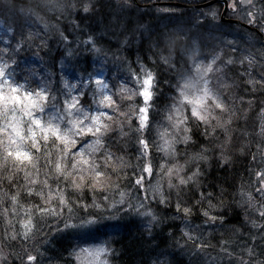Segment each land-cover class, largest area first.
Returning <instances> with one entry per match:
<instances>
[{"label":"snow or ice","instance_id":"6c2138e0","mask_svg":"<svg viewBox=\"0 0 264 264\" xmlns=\"http://www.w3.org/2000/svg\"><path fill=\"white\" fill-rule=\"evenodd\" d=\"M224 2L225 14L237 17L241 27L264 33V0ZM133 3L110 5L121 38L107 48L92 35L74 48L64 31L41 15L58 13V22L69 20L78 29V20L95 14L96 0L4 3L0 264H108L106 257L116 253L112 237L119 235L108 229L124 216L146 219L149 234L169 218L183 224L180 240L170 237L176 251L161 252L155 264H172L177 254L189 257L190 264H223L222 258L228 264H264V44L241 49L237 41L247 43L242 35L210 28L219 15L211 6L195 18V34L168 26L131 29L123 14ZM216 31L221 35L215 44L201 36ZM53 32L65 46L62 66L75 71L73 59L83 45L100 68L82 69L75 82L63 67L45 69L40 53L50 55ZM137 43L141 48L147 43L151 55L138 52L130 60L126 53ZM155 64L162 73L153 70ZM232 88L239 94H230ZM153 148L159 156L155 169ZM241 157L247 182L225 178L208 184L210 162L227 173ZM129 168L134 179L124 183ZM226 197L231 203L225 204ZM153 205L172 211L162 216ZM228 207L241 218L231 228ZM196 215L199 225L192 222ZM209 230L220 233L213 237L215 245L205 236ZM71 239L78 243H61Z\"/></svg>","mask_w":264,"mask_h":264},{"label":"trees","instance_id":"16d2710c","mask_svg":"<svg viewBox=\"0 0 264 264\" xmlns=\"http://www.w3.org/2000/svg\"><path fill=\"white\" fill-rule=\"evenodd\" d=\"M7 0H0V47L3 46V40L7 39V36L3 34L4 21L6 19L4 11V3ZM17 4H31L36 2V0H14ZM117 0H96L97 8L95 14L91 15L90 18H85L78 20L80 24L78 29H73L71 22L69 20L61 18L59 22L57 21L58 13L52 12H41V15L44 16L45 20L49 25H56L60 28L61 31H64V34L68 36L69 41L72 42V47L76 48L77 45L81 44V41L87 40L89 35H92L95 39L102 42L103 47H112L117 41L121 38L120 32L115 29L113 25V12L114 9L110 5H114ZM180 3H187L185 1L179 0ZM195 3V2H194ZM224 5V4H223ZM216 6V7H215ZM212 8L217 10L218 5H215ZM209 8L206 9H184L176 8L169 13H164L162 11L157 12L156 9L148 10H137L131 7L126 13L123 14L124 22L127 23V27L131 29H136L138 27L146 29L148 31H154L156 29H164L165 26L171 29H183L185 31L191 30L193 34L196 33L195 28V18L200 16L201 12H207ZM216 20L209 27L212 28L216 25L220 26L222 32H231L235 35H242L244 40L237 41L240 44L241 49L248 48L249 45H254L257 49L260 48L261 44H264V39L259 33H254L247 31L244 27H241L239 24H230L227 22H222L220 20V12ZM80 16L83 17L85 14L80 13ZM232 19L239 20L237 17H232ZM9 23L12 22L11 18L8 17ZM205 23H208L205 21ZM66 29V31H65ZM221 31L213 32L211 35L206 32H201L202 38L209 44H215L214 37L221 35ZM115 32V35L113 33ZM264 34V33H262ZM138 35V33H137ZM147 35V31H146ZM230 38V37H229ZM38 42V41H37ZM47 48L50 50V55L45 56L43 52L40 53L44 57L43 67L50 72H58L63 67V70L67 73L68 78L73 82L77 79V74L81 73L82 69H88L89 71H97L100 68L98 61L92 53L88 52L83 45L78 48L79 56L78 58L73 59V64H76L75 71L71 65H63L60 61L63 59L64 53V43L60 41L57 33L53 32L48 40ZM206 52L211 53V48L205 49ZM140 53L142 55H151L148 52V44L145 43L143 48L140 47L139 43L136 44L126 55L130 60H135L136 54ZM24 55L31 57L32 66L37 70H41L40 61L32 56L31 52L24 53ZM235 55V53H233ZM78 60V63H77ZM55 63V68L49 67L50 64ZM153 70L157 73H162L163 69L159 64L151 65ZM237 84L243 87V83L237 79ZM165 91L167 87L165 86ZM231 94L236 92L239 94L237 88H232L228 90ZM127 103V102H126ZM157 121L160 122L159 126L163 125L161 117L157 114ZM135 121L133 120V126ZM158 139V138H157ZM128 155L135 162V150L129 146ZM159 162V156L156 154L155 149L153 148V167L155 169L156 164ZM209 172L207 174L208 184L218 183L222 180H227L228 183H232L234 180L239 184L241 178L244 182H247L249 179L248 174L245 172V163L243 162V157L240 161L237 162L233 169H229L225 173L224 169H221L215 165V162H210ZM132 169H128V179L124 183H130L134 176L131 175ZM230 191V189H229ZM191 195V193L189 194ZM231 203L230 197L225 198V204ZM154 210L158 211L162 216L167 212L171 213V209L156 208L153 205ZM227 219L231 221L229 228L238 225L240 223V217L237 216L232 207H228ZM202 218L199 215L192 217V222L194 225H199ZM111 223L116 224V228H109V232H117L119 235L112 237L113 243L112 247L116 249V253L110 257H106L108 264H155L156 258L160 256L161 252H175L173 247V240L170 237H175L176 240L181 238V229H183V224L177 219L172 220L171 218L166 219L164 223L159 227H153L151 234L147 231V220L141 219L137 216H124L123 218L111 221ZM205 236L210 239L213 245L216 244L217 239L220 238L219 231L213 232L209 230L205 233ZM183 241H181L182 243ZM61 243L66 247L68 244L75 245L78 243L76 239L64 240ZM56 250L62 252L65 257H68V252L64 251V248H61L59 244L55 245ZM43 250V249H42ZM211 251V250H210ZM216 251H219L217 249ZM216 251H212V257H216ZM51 255V253H48ZM162 260H171V257H160ZM105 259V257H101ZM223 264H228L226 259H223ZM190 264L189 257L186 255H176V260L172 264ZM63 264V262H60Z\"/></svg>","mask_w":264,"mask_h":264},{"label":"flooded vegetation","instance_id":"af4514ba","mask_svg":"<svg viewBox=\"0 0 264 264\" xmlns=\"http://www.w3.org/2000/svg\"><path fill=\"white\" fill-rule=\"evenodd\" d=\"M182 1H185L187 3H180L179 0H134L132 7L137 9V10H142V11L148 10V9H157L160 7L169 8V9H172L174 11V10H176V8H184V9H189V10L192 9L193 10V9H206V8H209V6L213 7L215 5H218V9H219L221 17H222L223 12L226 9V6L223 2L216 3L214 5H209L206 7H199L198 8L199 5L205 4V3L212 1V0H182ZM228 11H230V10H228ZM225 19L232 20L231 16H228L226 14H225Z\"/></svg>","mask_w":264,"mask_h":264},{"label":"water","instance_id":"95a60500","mask_svg":"<svg viewBox=\"0 0 264 264\" xmlns=\"http://www.w3.org/2000/svg\"><path fill=\"white\" fill-rule=\"evenodd\" d=\"M219 2H223V3L225 4L224 0H212V1L208 2V3H206V4L199 5L198 8H199V7H206V6H209V5H212V4H215V3H219ZM225 6H226V4H225ZM226 9H227V6H226ZM226 9H225V11H224L223 14H222V17H221V20H222V21H223V20L227 21V20L225 19ZM228 21L231 22V23L240 24V22L237 21V20H228ZM261 36H262V38L264 39V37H263L262 34H261Z\"/></svg>","mask_w":264,"mask_h":264},{"label":"rangeland","instance_id":"374dc122","mask_svg":"<svg viewBox=\"0 0 264 264\" xmlns=\"http://www.w3.org/2000/svg\"><path fill=\"white\" fill-rule=\"evenodd\" d=\"M160 9V10H159ZM162 9H165L164 7H160V8H157L156 10H157V12H159V11H161ZM217 12H219V9L217 8V10H216Z\"/></svg>","mask_w":264,"mask_h":264}]
</instances>
